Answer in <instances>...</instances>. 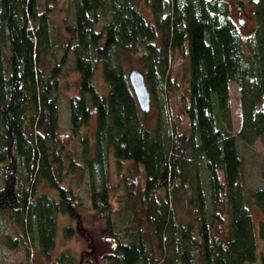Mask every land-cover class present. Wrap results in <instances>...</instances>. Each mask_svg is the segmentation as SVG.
I'll return each mask as SVG.
<instances>
[{
    "label": "trees",
    "instance_id": "trees-1",
    "mask_svg": "<svg viewBox=\"0 0 264 264\" xmlns=\"http://www.w3.org/2000/svg\"><path fill=\"white\" fill-rule=\"evenodd\" d=\"M53 3L0 0V216L9 212L21 242L51 264H80L69 250L54 253L59 216L71 222L62 227L70 239L86 209L70 179L84 187L89 210L113 241L107 264H264V170L261 185L247 192L237 149V140L264 141V0H249L255 27L245 41L229 0H70L68 35L50 53ZM97 12L109 16L98 32ZM135 59L137 69L127 72ZM69 65L79 91L68 100L74 141L67 148L58 136L57 91ZM131 70L143 75L157 106L153 120L139 108ZM232 82L242 116L236 134ZM172 92H179L188 131L172 121ZM109 157L121 176L115 189L123 187L117 210ZM126 161L143 169L137 190L121 174ZM250 202L262 214L257 230Z\"/></svg>",
    "mask_w": 264,
    "mask_h": 264
},
{
    "label": "rangeland",
    "instance_id": "rangeland-1",
    "mask_svg": "<svg viewBox=\"0 0 264 264\" xmlns=\"http://www.w3.org/2000/svg\"><path fill=\"white\" fill-rule=\"evenodd\" d=\"M70 0H54V9L49 14L48 29L51 36V45L48 48V52H54V46L61 42V38L68 35V23L71 19V7ZM230 3V16L233 19L238 32L240 33L242 40L245 41L247 36L253 31L255 24L251 17L252 7L249 4V0H229ZM98 21L94 25L95 31H100L102 27L109 21V16H104L98 13ZM244 43V42H243ZM57 56L61 53V47L55 49ZM48 55L46 56L48 58ZM51 63V60L49 61ZM133 65L129 62L125 63V69L127 72L137 67V62L133 61ZM183 63L182 57L177 55L172 64L173 76H179L183 73L181 65ZM132 67V68H131ZM137 69V68H136ZM182 78V77H181ZM60 90L57 91L58 98V136L66 142V147H72L73 141L69 138V108L68 100L70 97L78 94V77L71 65L66 66L59 78ZM97 81V82H96ZM95 83L98 86H103V82L100 75H96ZM185 83L181 81L180 89L183 90ZM100 89V88H99ZM180 90V91H181ZM168 106L171 113L172 121L175 123L178 131H188V120L185 117L180 101V95L178 93H171L168 95ZM229 104L230 115L232 120V132L236 134L242 123L240 102H239V87L236 83L229 84ZM157 106L151 102L148 111V117L152 120L155 118ZM92 127V125H90ZM87 130L89 136H92V128ZM237 149L242 160L241 175L243 186L247 192H251L257 189L261 185V173L264 170V141L258 138L254 143L248 145L242 141L237 140ZM115 161L109 157L108 159V174L109 183L112 184L114 190L110 192L111 202L115 210L119 209L120 195L123 191V187L120 185L116 189V185L121 181V176L116 169ZM124 180L128 186L134 187L137 190L142 184L143 169L142 167L135 165L130 161L124 162ZM81 178V182L84 180V173L77 174ZM69 178V177H68ZM65 181V180H64ZM78 181L68 179L65 183L71 185L74 191H76L81 197L85 210L80 216V220L73 222L74 236L70 239H66L63 236L62 227L71 222L67 216L60 215L58 218V234L56 239V247L54 253L69 250L74 256L80 259V264H86L85 258L89 259L90 264H107L103 260V255L107 253L111 248L113 241L109 239L102 228V223L95 217V214L89 210V200L86 190L83 186L78 190L75 186ZM1 185V183H0ZM41 191H47L45 186L40 187ZM53 196V190L49 192ZM136 198L133 199V202ZM251 217L257 230L262 214L257 206L249 203ZM79 221V222H78ZM119 222V220H117ZM21 237L16 231L9 212L0 216V264H51L49 260L42 257L37 250L32 246L26 247L21 240ZM16 241V244L13 243Z\"/></svg>",
    "mask_w": 264,
    "mask_h": 264
},
{
    "label": "water",
    "instance_id": "water-1",
    "mask_svg": "<svg viewBox=\"0 0 264 264\" xmlns=\"http://www.w3.org/2000/svg\"><path fill=\"white\" fill-rule=\"evenodd\" d=\"M128 79L134 96L137 100L139 108L141 111H148L150 108V97L145 86L143 75L137 70H131L128 73ZM264 106V97H263Z\"/></svg>",
    "mask_w": 264,
    "mask_h": 264
}]
</instances>
